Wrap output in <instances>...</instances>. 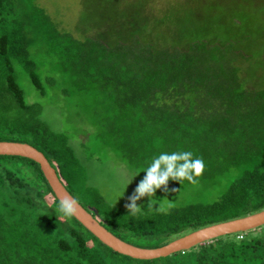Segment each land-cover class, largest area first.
Here are the masks:
<instances>
[{
  "label": "trees",
  "instance_id": "trees-1",
  "mask_svg": "<svg viewBox=\"0 0 264 264\" xmlns=\"http://www.w3.org/2000/svg\"><path fill=\"white\" fill-rule=\"evenodd\" d=\"M93 33L60 30L35 0H0V140L41 151L86 210L120 239L146 242L137 246L264 209V87L242 82L234 61L244 54L233 42L155 48L137 35L111 43ZM52 98L62 122L85 120L91 138L133 171L159 152L185 150L205 161L197 181L231 179L212 202L124 210L89 182L64 123L53 127L44 108ZM179 183L190 182L167 185ZM58 204L37 163L0 155V264H264L261 226L138 260L105 246Z\"/></svg>",
  "mask_w": 264,
  "mask_h": 264
},
{
  "label": "rangeland",
  "instance_id": "rangeland-1",
  "mask_svg": "<svg viewBox=\"0 0 264 264\" xmlns=\"http://www.w3.org/2000/svg\"><path fill=\"white\" fill-rule=\"evenodd\" d=\"M35 4L60 30L78 38L94 32L101 38L105 34L113 43L120 35L129 39L137 35L155 48L171 44L187 47L189 42L202 39L233 42L232 49L244 54L234 61L243 72L242 82L264 87V0H35ZM100 29L102 34L95 32ZM21 83H25L27 90L31 88L24 80ZM51 100L44 108L53 127L58 128L61 120L55 98ZM62 123L61 129L72 135V145L88 170L89 182L107 201L128 210L125 205L145 173L140 171L132 178V173L138 171L128 168L109 148L94 141L85 120L83 124ZM230 179L223 176L219 182L217 176H212L195 184L167 185V191L161 186L154 197H141L136 204L141 206V212L151 213L158 212L155 208L159 205L168 211L189 202H212ZM153 201V209L149 210L148 204ZM143 241L133 240L131 244H146Z\"/></svg>",
  "mask_w": 264,
  "mask_h": 264
},
{
  "label": "water",
  "instance_id": "water-1",
  "mask_svg": "<svg viewBox=\"0 0 264 264\" xmlns=\"http://www.w3.org/2000/svg\"><path fill=\"white\" fill-rule=\"evenodd\" d=\"M0 155L20 156L37 163L55 198L60 202L62 198L69 197L75 202L76 212L72 217L105 246L114 252L132 259L153 260L167 257L221 236L246 232L264 225V209H261L242 217L198 228L161 246L140 247L114 235L86 210L70 194L64 183L58 177L55 168L49 163L44 154L34 146L26 142L0 140Z\"/></svg>",
  "mask_w": 264,
  "mask_h": 264
},
{
  "label": "clouds",
  "instance_id": "clouds-1",
  "mask_svg": "<svg viewBox=\"0 0 264 264\" xmlns=\"http://www.w3.org/2000/svg\"><path fill=\"white\" fill-rule=\"evenodd\" d=\"M205 169V161L202 157L195 156L192 151L177 150V151H162L151 158L150 163L141 169L145 173L144 177L138 182L134 189V195L129 197L125 207L133 214L141 212L142 208L136 204V200L147 196L154 197L156 189L164 186V191H167L169 180L182 181L186 180L192 184L197 183L199 177ZM140 171L132 173V178ZM131 178V179H132ZM131 180L128 182V184ZM155 202L148 204L149 210L153 209ZM170 207V205H169ZM158 212H164L166 209L163 205L155 208ZM58 212L65 217H72L76 212L75 202L64 197L58 204Z\"/></svg>",
  "mask_w": 264,
  "mask_h": 264
}]
</instances>
